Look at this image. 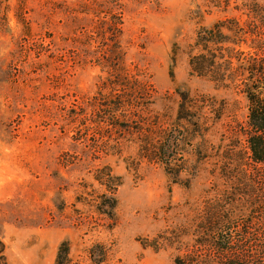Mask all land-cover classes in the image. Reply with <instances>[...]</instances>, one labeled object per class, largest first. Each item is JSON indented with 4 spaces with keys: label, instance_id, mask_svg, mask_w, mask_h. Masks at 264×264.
<instances>
[{
    "label": "rangeland",
    "instance_id": "rangeland-1",
    "mask_svg": "<svg viewBox=\"0 0 264 264\" xmlns=\"http://www.w3.org/2000/svg\"><path fill=\"white\" fill-rule=\"evenodd\" d=\"M245 1L0 0V240L7 264H55L63 242L69 264H175L176 256L193 251L192 233L207 206L235 215L234 224L221 229L249 223L250 231H264V213L255 212L264 209L258 203L264 201V168L242 159L238 167L240 160L227 159L245 154L247 102L190 76L188 66L187 48L198 23L241 17L235 8ZM114 14L123 23L112 30ZM114 44L124 54L120 68L141 74L157 92L148 116L162 115L165 136L188 128H174L177 91L203 102L197 117L204 129L182 159L167 167L143 162L127 168L123 158L136 164L137 155L129 141L121 158L95 160L86 143L74 141L77 131L96 139L86 127L91 121L73 123L69 112L81 105L88 116L93 113V97L107 75L96 57ZM223 102L229 112L218 117L214 111ZM135 120L134 127H143ZM65 157L70 164L63 166ZM104 164L122 179L113 228L95 218L90 225L91 209L77 203L79 195L90 199L102 192L92 172ZM167 169L176 171V182ZM232 171L250 175L240 181L255 196L230 194L241 186L234 180V188L227 187L224 176ZM172 236L174 247L164 239ZM154 240H162L157 249L148 246Z\"/></svg>",
    "mask_w": 264,
    "mask_h": 264
},
{
    "label": "trees",
    "instance_id": "trees-1",
    "mask_svg": "<svg viewBox=\"0 0 264 264\" xmlns=\"http://www.w3.org/2000/svg\"><path fill=\"white\" fill-rule=\"evenodd\" d=\"M235 10L241 12L242 16H224L216 19L210 26L198 23L187 48L189 74L213 83L216 88L234 92L247 102L248 120L242 132L246 142L245 149H242L245 154L240 157L231 153V157L227 159L240 160L236 163L238 167L243 166L242 159L256 168H264V2L245 1ZM222 11L226 12L227 7L222 8ZM122 23L121 15L114 14L110 26L114 30ZM119 48L121 47L114 44L108 54L105 52L96 57L97 65L107 75L98 85L93 97V113L88 116L86 108L81 105L78 110L71 109L69 112L73 123L91 121V127H86L93 130L96 139L82 138L80 131H77L74 141L86 143L94 160L108 156L121 158V152L127 144L124 141H129L132 143L130 145L136 146L137 155L136 164L130 162V158H123L127 168H134L143 162L167 167L172 161L182 159L188 151L189 143L204 129L197 117L199 103L203 102L189 93L177 91L179 99L174 115V128H184L181 123L188 128L184 129L185 132L173 130L165 136L166 133L161 129V124H164L162 115L148 116L153 110L152 105L156 104L157 92L152 84L140 78L141 74L120 68L124 64V54L122 50L119 52ZM224 105L225 102L223 108L214 111L215 115L222 117L229 112L224 109ZM135 119L143 121V127H134ZM129 136L133 139L128 140ZM89 141L91 142L88 143ZM199 155L201 156V152ZM66 158L61 162L63 166L70 164ZM174 172L176 173L174 170H166L169 179L176 182ZM249 176L246 173L240 176L233 171L231 176H224L227 187L231 190L234 185H241L234 190L236 193L230 191V194L255 196L254 191H248L250 184L240 181L248 180ZM92 179L102 192L97 195L93 191L89 195L90 199L79 195L77 203L91 209L90 225L92 218H95L105 221L108 228H113L118 223L116 193L122 185V179L114 175L107 164L98 165L92 172ZM234 180L237 181L236 184ZM224 202L231 205L226 200ZM255 202L251 204L253 208L257 206ZM258 203L264 204V201ZM222 211L224 210L220 207H205L203 212L206 216H202L199 226L196 224L192 233L193 251L190 250L184 256H176L175 264H264V231H250L249 223H245L243 228L221 229L233 225L236 219L231 211L227 210L228 214L221 213ZM255 212L263 214L264 209ZM164 239L167 245L174 247L175 236ZM162 240H154L148 246L157 249L156 245L161 244ZM198 248L208 249L209 254H198ZM68 250V244L63 242L55 264H69ZM7 263L6 246L0 240V264Z\"/></svg>",
    "mask_w": 264,
    "mask_h": 264
}]
</instances>
